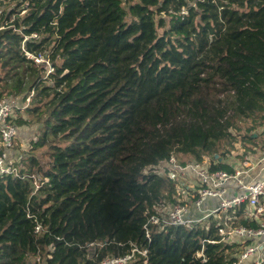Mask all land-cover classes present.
I'll return each instance as SVG.
<instances>
[{
    "label": "trees",
    "instance_id": "trees-1",
    "mask_svg": "<svg viewBox=\"0 0 264 264\" xmlns=\"http://www.w3.org/2000/svg\"><path fill=\"white\" fill-rule=\"evenodd\" d=\"M5 96L26 105L17 132L38 124L48 159L20 149L18 176L0 174V264H97L132 244L148 257L130 264L235 259L211 217L149 225L147 239V215L176 191L144 170L173 156L231 171L237 136L255 151L264 0H0ZM243 207L234 224L254 226Z\"/></svg>",
    "mask_w": 264,
    "mask_h": 264
},
{
    "label": "built area",
    "instance_id": "built-area-1",
    "mask_svg": "<svg viewBox=\"0 0 264 264\" xmlns=\"http://www.w3.org/2000/svg\"><path fill=\"white\" fill-rule=\"evenodd\" d=\"M34 60L44 59L36 57ZM48 71H52L51 65H48ZM32 96L33 94H29L27 101ZM19 108L21 107L16 103L15 98L11 96L0 98V174L18 176L15 164L20 165L22 155L18 153L11 156L9 152L14 149L18 139L15 113ZM261 130L258 133L264 139V128ZM216 157L214 156V159ZM227 157V160H235L237 153L232 152ZM240 157L238 163L232 167V171L211 170L210 157H203L199 161H179L171 156L161 160L155 166L146 167L144 172L147 173L150 170L165 175L174 182L176 201L174 203L160 202L157 204L156 212L147 215L143 224L145 237L150 239L149 225L155 226L157 230L178 225L192 228L211 217L216 221L215 227L218 229L220 240L236 249L235 259L228 264H264V179L245 182L243 178V175H249L257 164L262 163V168L264 152L255 162L246 152L240 153ZM189 173L196 176V186L185 185V181L190 179H188ZM44 180L46 181L47 178ZM230 181L234 182L236 193H229ZM185 194L189 198L185 197ZM210 198L217 200L216 206L205 208L204 204ZM240 205L244 206L243 219L253 222L254 226L234 224L238 218L236 211ZM230 225H232L231 228ZM38 230L39 225L35 226L34 231ZM136 254H141L146 262L147 248H138L132 244L129 252L105 256L97 264H130ZM196 255L201 256L202 253L198 252ZM36 260L38 261L39 257H36Z\"/></svg>",
    "mask_w": 264,
    "mask_h": 264
},
{
    "label": "crops",
    "instance_id": "crops-1",
    "mask_svg": "<svg viewBox=\"0 0 264 264\" xmlns=\"http://www.w3.org/2000/svg\"><path fill=\"white\" fill-rule=\"evenodd\" d=\"M262 128H264V123L261 125L255 126L253 129L254 131L252 132L254 135L256 134L255 136L258 137V144H256L253 147V149L255 151L244 150L241 147V145L239 143H237L235 145L234 151H232L234 153H237V157L235 158V160H227L228 157L226 159H224L225 164L231 168V171H232V167L235 166L238 163V161L241 159L240 153H242V152L248 153V155L250 156V158L253 162H255L258 159V157L262 156V153L264 152V139L261 136H259V133L262 131L261 130ZM9 153L11 156H13V155H17L18 151L17 150H10ZM215 156H217V155H215ZM261 164L262 163H259L255 166V168H252L249 175H243L245 182H249L251 180L255 181V180H263L264 179V165L261 168ZM223 170H225V169H223ZM188 179H189L188 181H185L186 182L185 185H191L192 184L193 186H196L197 178L194 174L189 173ZM228 186H229V193H236V189H234V182L233 181H230L228 183ZM185 197L189 198V196L187 194H185ZM216 203H217V200L210 198L204 204V207L205 208H214L216 206Z\"/></svg>",
    "mask_w": 264,
    "mask_h": 264
},
{
    "label": "rangeland",
    "instance_id": "rangeland-1",
    "mask_svg": "<svg viewBox=\"0 0 264 264\" xmlns=\"http://www.w3.org/2000/svg\"><path fill=\"white\" fill-rule=\"evenodd\" d=\"M45 64L47 65V62ZM16 103H18L17 100H16ZM20 107H21L19 110L20 112L18 113L20 115H25L26 112L24 114V108L26 107V105L25 107L24 106H20ZM18 113L16 111L15 116H18ZM39 132H40L39 125L38 124L36 125L34 122H30V124L26 127L25 126L18 127V132H17L18 139L16 141V145L13 150H17L19 152L20 149H23V150H26V154L27 152L29 153L31 152V154L36 155L42 161H46L48 159L47 155L43 154V152H45L46 150V146H38L39 145V139H38ZM233 133L238 135V133H236L235 130L233 131ZM238 139L239 138L237 136V140L234 143V147L237 143H240ZM34 146H38V147L34 148ZM186 160H192V159H184L183 161H186ZM231 227L232 225H230V228Z\"/></svg>",
    "mask_w": 264,
    "mask_h": 264
}]
</instances>
